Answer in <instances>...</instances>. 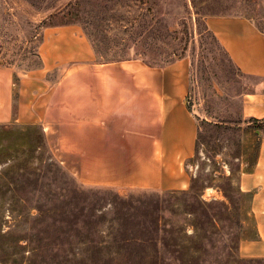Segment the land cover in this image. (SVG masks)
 Listing matches in <instances>:
<instances>
[{"label": "rangeland", "instance_id": "374dc122", "mask_svg": "<svg viewBox=\"0 0 264 264\" xmlns=\"http://www.w3.org/2000/svg\"><path fill=\"white\" fill-rule=\"evenodd\" d=\"M209 14H246L264 30V0H0V64L13 67L17 81L41 64L44 26L78 23L101 60L141 57L165 64L189 58V100L200 120L189 188L127 191L81 182L56 157L40 123H0V264H38L34 253L46 249L80 250L87 246L83 232L112 236L116 218H164L192 235L194 218L204 224L201 232L210 231L207 218L217 212L225 218L220 225L230 226L220 234L219 249L230 236L240 249L255 235L250 197L239 191V178L253 166L264 135V110H246L249 96L264 94V78L237 67L208 29ZM52 218L76 219L73 237L68 220L60 231ZM84 219L96 229L84 227ZM250 260L264 264V258Z\"/></svg>", "mask_w": 264, "mask_h": 264}, {"label": "crops", "instance_id": "0c3cea01", "mask_svg": "<svg viewBox=\"0 0 264 264\" xmlns=\"http://www.w3.org/2000/svg\"><path fill=\"white\" fill-rule=\"evenodd\" d=\"M206 24L242 72L264 78V30L252 17L209 14ZM41 36V64L18 81L13 67L0 64V123H40L56 157L84 184L189 188L188 161L200 132L189 100V58L101 60L78 23L44 26ZM255 96L246 110H264V94ZM239 186L251 193L255 223L239 251L264 258V135Z\"/></svg>", "mask_w": 264, "mask_h": 264}, {"label": "trees", "instance_id": "16d2710c", "mask_svg": "<svg viewBox=\"0 0 264 264\" xmlns=\"http://www.w3.org/2000/svg\"><path fill=\"white\" fill-rule=\"evenodd\" d=\"M198 145L199 141H197V149ZM239 191L251 198L250 192L243 191L241 187H239ZM203 203L207 204L204 200L200 201L202 207ZM218 203L225 210L230 208V205L225 201ZM216 215H218L217 212L213 218L211 216L207 218L208 225H211L212 230L209 231L206 228L203 232L200 231V227H204V224L199 222V218H194L192 222L194 234L192 235L188 234L187 228H184L183 231V229L177 228L176 222H169L164 218L143 220L116 218L118 231L112 236L106 237L100 234L96 236L91 232L88 234L83 232L80 239L87 245L84 248L77 250L72 247L64 251L58 249L48 251L49 249H46V251L35 252L33 260H38V264H247L252 261L250 259H259L242 256L239 248L235 249L230 242V240L234 241L233 236H230L227 241L225 240V247L219 249L218 245L220 244L217 242L221 240L220 234L226 232L227 226H221L219 220L225 218H216ZM52 219L56 225L58 224L56 228L60 231L64 230L65 221L68 220L70 237H73L71 232L73 227H77L76 219ZM92 222V219L83 220L84 227H87L89 231L96 229ZM100 222L101 220L96 221V226ZM167 223H171L177 229H168ZM237 224L241 225V221L238 220ZM127 225L130 228H127ZM137 226H143L147 230L152 229L155 233H149ZM68 227L65 231L68 230ZM229 227L227 231H229Z\"/></svg>", "mask_w": 264, "mask_h": 264}]
</instances>
